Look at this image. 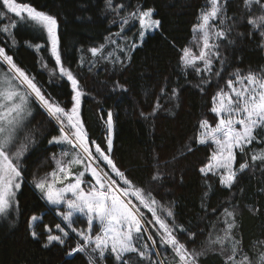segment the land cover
<instances>
[{
	"label": "trees",
	"instance_id": "trees-1",
	"mask_svg": "<svg viewBox=\"0 0 264 264\" xmlns=\"http://www.w3.org/2000/svg\"><path fill=\"white\" fill-rule=\"evenodd\" d=\"M18 2L30 3L38 10L56 16L62 61L77 75L85 93L81 116L90 139L103 147L102 140L106 135L104 121L107 111L111 110L115 125L113 159L135 186L150 190L161 205L172 208L176 224L196 233L194 241L183 233L177 236L189 250L202 253L198 264H224L219 246L208 243L210 234L213 239L223 235L225 225L219 216L224 208L234 213L236 226L231 235L240 241L245 253L253 256L254 248L264 247V166L256 161V166L240 173L238 183L228 189L219 182L218 176L211 173L204 176L199 171L209 161L213 143H192L199 136L201 121L207 120L212 125L217 123L218 117L211 111L213 97L220 89L228 91L227 80H235L232 73L239 70L242 76H246L249 71H264V40L258 30L246 23L248 12L243 8V0H228L227 16H238L239 19L234 25H229L232 31L227 39L219 41L224 59L221 76H210L207 85L201 82V77H207V73L197 76L189 69L184 74L183 66L178 65L177 51L192 44V30L200 22L201 11L211 10V0H113V6L124 4L127 11H133L137 6L154 9V17L161 21V26L148 33L142 46L129 53L130 63L113 66L110 62L97 60L91 70L88 65L93 58L88 49L106 44V38L119 31L118 26L112 23L115 20L118 24L119 17L108 10L105 0ZM260 14L254 6L253 15ZM124 15L126 12L121 11L120 16ZM10 19L16 18L10 14ZM211 23L218 25L219 20ZM130 33L132 29L127 27L121 35L127 37ZM14 34L17 46L9 54L21 68L35 77L46 95L50 93L62 106L69 107V84L58 77L52 78L56 83L49 81L48 70L55 66V62L50 57L46 33L18 22ZM26 42L43 47L37 53ZM0 46L9 47L8 38L2 32ZM110 46H106V52ZM41 57L48 69L41 67ZM219 67L216 63L213 72ZM162 88L167 95H160ZM172 89H177L178 94L172 96ZM157 99L161 107L155 115L145 119L141 113H152ZM30 120L25 134L33 137L35 144L28 146L22 159L25 171L24 182L16 195L18 204L6 214H0V264H87L85 254L67 255V250L74 247L78 239L74 234H70L71 238L64 246L54 243L50 247H42L46 229L52 228L54 234H59L55 225L64 227L65 223L55 208L35 190L32 181L52 171L54 162L50 157L57 155L60 147L48 145L46 141L59 132L55 122L40 107L33 105ZM185 144H190L193 150H185V154L180 156L179 151ZM262 148L264 143L258 138L247 147V156L242 158L238 152L236 167L244 160L252 163L251 155ZM154 168H158L161 175L159 181L151 180ZM212 209H216L215 214ZM141 211L152 218L146 210ZM158 214L162 213L158 211ZM33 216L37 217L34 223L31 220ZM210 224L215 227H210ZM86 225L85 218L74 216L72 227L79 230L85 229ZM31 231L38 234V239L32 238ZM157 248L164 263L175 264L178 261L167 246L158 244ZM153 259L159 257L153 255ZM103 264L116 262L106 257ZM128 264H139V258L129 254Z\"/></svg>",
	"mask_w": 264,
	"mask_h": 264
},
{
	"label": "snow or ice",
	"instance_id": "snow-or-ice-1",
	"mask_svg": "<svg viewBox=\"0 0 264 264\" xmlns=\"http://www.w3.org/2000/svg\"><path fill=\"white\" fill-rule=\"evenodd\" d=\"M105 3L108 10L119 17L118 24L117 21H112L119 31L111 33L110 37L106 38V44L88 49L93 58L89 61V70L95 66L97 60L110 62L113 66H125L130 63L129 53L142 46L147 32L158 30L161 26V21L154 18V9L137 6L135 10L127 11L124 4L113 6V0H105ZM227 4L228 0H211V10L201 11L200 22L192 30L193 40L199 47L198 53L193 52L190 47L177 51L178 65L183 66L184 74L189 69L197 76L201 73L208 74L207 77H201L202 85H207L212 75L219 78L223 71L224 59L219 41L227 39L232 31L229 25H234L239 19L238 16H227ZM254 6L260 15H253ZM243 8L248 12L246 23L258 30L259 36L264 40V0H243ZM121 11H125L126 15L120 16ZM10 14L16 19H10ZM217 19L218 25L211 23ZM0 21H7L0 23V32L4 33L9 41L7 49L0 46V214H6L18 204L16 195L24 182L25 171L22 159L28 151V146L35 144V139L25 134L31 123L35 105L55 122L59 132V135L47 139L46 143L67 146V150L62 151L59 157L55 154L50 157L54 162L52 171L32 181L33 187L45 201L56 209L66 206V210L57 211L56 214L67 223L64 227L61 224L55 225L59 234H54L52 228H47L42 247L47 248L54 243L64 246L71 238L70 234H74L78 239L75 246L67 250V255L85 254L87 264H103L106 257L114 259L116 264H128L129 254H135L139 258V264H162L159 259H153V255L159 256L158 244L167 246L174 252L178 258L177 264H198L202 253L194 249L189 250L177 236L178 233H183L194 241L196 233L176 224L172 208L161 205L150 190L135 186L113 159L115 125L111 110L107 111L104 121L106 135L102 140L103 147L101 143L90 139L81 116V102L85 93L77 75L62 61L56 16L38 10L30 3L0 0ZM130 21L139 24L138 42L121 37ZM18 22L46 33L50 43V57L55 62V66L48 70L49 81L56 83L52 78L58 77L69 84V107L62 106L50 93L46 95L38 86L35 77L21 68L13 55L9 54V51L17 46L14 30ZM249 35L251 36V33ZM111 36L121 39L122 42L118 44ZM107 45H111L112 50L106 52ZM28 47L39 53L43 46L28 43ZM40 59L41 67L48 69L43 57ZM216 63L220 67L213 72ZM83 64L82 59L81 65ZM232 76L235 80L228 79L226 82L228 91L220 89L213 97L214 106L211 111L219 117L218 123L213 127L209 121H201L199 136L192 141L200 145L211 141L215 145L209 161L199 171L204 176L210 173L218 176L219 182L228 189L238 183L240 173L254 168L256 161L264 166L262 148L258 153L251 155L252 163L244 160L236 167L237 152L243 158L248 155L247 147L258 138L264 143V71H249L246 76H242L237 70ZM236 84L240 87H236ZM117 87L122 88L119 85ZM177 94V89L171 90L172 96ZM160 95H167L164 88L161 89ZM160 107L157 99L153 112H142L141 115L148 119L155 115ZM101 118L103 119V116ZM185 150L191 152L193 149L190 144H185L179 155L183 156ZM153 159L156 157L153 156ZM109 173L114 174L123 186ZM154 173L151 180L159 181L161 175L158 168H154ZM141 209L150 213L152 218L149 219ZM158 211L162 214H158ZM75 213L87 218L86 229L78 230L72 227ZM212 213L215 214L216 209H212ZM219 219L225 225L223 235H217L213 239L210 234L208 243L219 246L224 264H264V247L254 248L255 254L249 256L241 248L240 241L232 237V230L236 226L234 213L224 208ZM31 220L35 222L37 217L33 216ZM94 221L99 222V231L95 234ZM210 227L215 225L210 224ZM30 235L38 239L35 231H31Z\"/></svg>",
	"mask_w": 264,
	"mask_h": 264
},
{
	"label": "rangeland",
	"instance_id": "rangeland-1",
	"mask_svg": "<svg viewBox=\"0 0 264 264\" xmlns=\"http://www.w3.org/2000/svg\"><path fill=\"white\" fill-rule=\"evenodd\" d=\"M155 18V17H154ZM156 19V18H155ZM130 23H131V25H128V26H126L125 28H127V27H130V29H132V33H130V35L129 36H127V38H128V40L129 41H132V42H138V30H139V24L137 23V22H131L130 21ZM153 31H155V30H153ZM153 31H149V32H147L146 34H145V36L148 34V33H151V32H153ZM121 37H124V36H122L121 35ZM126 37V36H125ZM145 38V37H144ZM116 41H117V43L119 44V43H121L122 41H121V39H118V38H114ZM190 48H192V50H193V52H196V53H198L199 52V47L195 44V42H194V40L192 41V44L189 46ZM110 50H112V46H110L109 48H108V50L107 51H110ZM118 55H119V53H117ZM245 83H247V81H245ZM236 87H240V85L239 84H236ZM217 116V115H216ZM218 117V116H217ZM218 121H219V117H218V120H217V123H218ZM212 125V124H211ZM216 125V124H215ZM215 125H212L213 127L215 126ZM237 127H239V125H237ZM209 142H211V141H209ZM212 143V142H211ZM213 146H214V149H215V145L214 144H212ZM59 150H58V153H57V157H59V155H60V153L62 152V151H66L67 150V146H62V145H59ZM214 151V150H213ZM238 153V152H237ZM54 164V163H53ZM74 170H75V166H74ZM106 171H107V169H105ZM110 175H112V178L113 179H117L116 177H115V175L114 174H112V173H109ZM86 176H87V174H86ZM117 183L118 184H121V186H123V184H122V182L120 181V180H118L117 179ZM57 186H60V185H57ZM36 190V189H35ZM47 202V201H46ZM50 206H52V207H54L55 208V206H53V205H51L50 203H48ZM64 210H66V206H61L60 208H58V209H56L55 208V212H57V211H64ZM74 216H80V217H83V218H85L86 220H87V218L86 217H84L82 214H79V213H75L74 214ZM32 223H34L33 221H32ZM65 224L67 223V222H64ZM87 226V225H86ZM87 228V227H86ZM85 228V229H86ZM93 229H94V234H95V232H98L99 231V222L98 221H94L93 222ZM159 259H160V261L162 262V264H165L164 263V261H163V258H162V256H161V254H160V252H159ZM175 264H177V261L175 262Z\"/></svg>",
	"mask_w": 264,
	"mask_h": 264
}]
</instances>
